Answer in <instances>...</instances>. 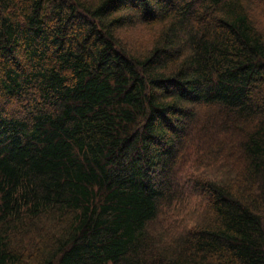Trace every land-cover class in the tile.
<instances>
[{
    "label": "trees",
    "instance_id": "1",
    "mask_svg": "<svg viewBox=\"0 0 264 264\" xmlns=\"http://www.w3.org/2000/svg\"><path fill=\"white\" fill-rule=\"evenodd\" d=\"M0 264H264V0H0Z\"/></svg>",
    "mask_w": 264,
    "mask_h": 264
}]
</instances>
